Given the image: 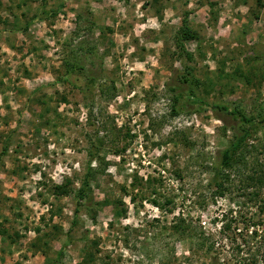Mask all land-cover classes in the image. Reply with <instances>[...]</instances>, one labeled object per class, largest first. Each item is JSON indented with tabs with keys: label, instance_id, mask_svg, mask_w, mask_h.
<instances>
[{
	"label": "rangeland",
	"instance_id": "obj_1",
	"mask_svg": "<svg viewBox=\"0 0 264 264\" xmlns=\"http://www.w3.org/2000/svg\"><path fill=\"white\" fill-rule=\"evenodd\" d=\"M191 86L264 115V0H0V264H52L64 245L58 264H209L173 224L219 237L231 212L238 240L219 238L221 255L250 263L235 201L251 167L264 176V125L220 197L214 167L240 121L180 110ZM88 171L93 200L77 216Z\"/></svg>",
	"mask_w": 264,
	"mask_h": 264
},
{
	"label": "trees",
	"instance_id": "obj_2",
	"mask_svg": "<svg viewBox=\"0 0 264 264\" xmlns=\"http://www.w3.org/2000/svg\"><path fill=\"white\" fill-rule=\"evenodd\" d=\"M262 4V3H261ZM183 35L182 37L185 40H191L197 38L196 32L192 31L189 27L188 16L184 19V28H183ZM76 65L70 67L67 71L70 74L73 71H76ZM191 72L188 71L187 75L185 76V81H191L190 78ZM66 78V77H64ZM196 83H199L198 79H195ZM181 87H174V90L180 89ZM187 96V97H185ZM198 95L195 93L194 89L191 88L186 92H179L176 96V100L180 101L179 109L180 110H187L190 106L199 105L208 107L214 110H222L226 113L232 114L236 118V120L240 121V128L239 130L234 132L233 138L230 141L229 145L223 149L221 153L220 162L214 167V174L213 178L211 179L212 184L216 187V194L220 197L224 196L230 190V183L233 181V178L240 174L244 168V165L248 163L246 161L247 154L252 152V148L254 147L253 144L250 143L251 138L254 134L258 131L260 126L264 125V115L261 117H257L254 115H247L239 108L231 107L226 104L220 103H209L202 98H198ZM193 98V99H191ZM177 108L174 106L173 110ZM7 151V147L5 148L4 152ZM243 165V166H242ZM242 166V167H241ZM256 167H251V171L247 173L244 177L245 183L243 189H240L243 193L238 197V201H235L238 209L235 211L236 217L238 220L243 222L244 226L242 229L238 230L239 235L241 236L243 242L238 243L241 248H245L248 246L250 248L247 252L248 254L247 259L250 263L248 264H257L261 261L264 264V241L261 239L263 237L260 234L259 225L261 223V219L256 218V214L259 211L264 210V201H263V189H264V176L263 171L260 172L257 170ZM244 173L242 172V175ZM90 171H88L85 179L82 182V186L77 190V207L75 209V213L78 216L80 211V206H85L86 208H91L88 206L86 201L93 200V198H87L88 192L91 190L90 187ZM151 181V178L148 179ZM157 180V179H154ZM241 180V179H240ZM56 191L59 193H67L65 186L57 185ZM134 198V197H133ZM243 198V199H241ZM244 200V201H240ZM155 204L158 206L160 202L158 200H153ZM168 202H172V200H168ZM246 204H254L257 207L255 213H252L250 219L239 220L243 218V216H239L240 210ZM231 221L234 219V212H231ZM229 218L224 215V223L222 227H220V234L221 236L217 237L213 232H207L206 230L201 229L197 231L196 228L192 225L191 220L186 218H178L177 221L173 224L174 231L181 232L182 234H186L192 240L191 249L196 250L197 252L203 251L202 253L209 258V264H231L232 261L227 257H223L221 254L223 252L220 250L221 242H219V238L223 241L225 238L229 239V242H233V238L235 241L238 240V235H230L227 233V230L231 229V224L229 223ZM253 226V229L250 228ZM264 230H262L263 232ZM233 236V237H232ZM66 245L62 246V248L58 251V256L52 264H58L61 260L63 253L65 251ZM240 249V247L238 248ZM241 251V250H240ZM243 260H246L244 258ZM234 264V263H233ZM241 264V261H239ZM246 264V263H244Z\"/></svg>",
	"mask_w": 264,
	"mask_h": 264
}]
</instances>
